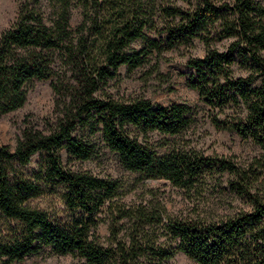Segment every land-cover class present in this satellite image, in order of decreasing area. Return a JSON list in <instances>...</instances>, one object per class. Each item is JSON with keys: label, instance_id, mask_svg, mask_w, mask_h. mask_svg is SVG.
Listing matches in <instances>:
<instances>
[{"label": "trees", "instance_id": "obj_1", "mask_svg": "<svg viewBox=\"0 0 264 264\" xmlns=\"http://www.w3.org/2000/svg\"><path fill=\"white\" fill-rule=\"evenodd\" d=\"M60 5L51 19L42 12L41 0H19L14 22L0 35V113L22 107L25 85L49 80L56 94L67 99L61 118L47 133L26 130L14 151L0 146V258L21 262L45 247L71 254L86 264H170L182 252L198 264H264V198L255 192L263 170L241 168L217 157L193 150L172 149L158 153L151 134L175 136L193 121L185 104L155 105L143 97L115 99L106 91L121 66L133 70L147 49L128 51L144 38L153 23L146 0L84 1V20L75 30L70 24L69 0H50ZM219 4V6H217ZM164 41L168 48L200 38L206 46L202 59L191 58L196 73L190 87L199 99L221 112L233 104L240 115L212 118L218 129L264 144V6L259 0H201L196 7L161 9ZM214 30L213 39L202 34ZM231 39L225 52L211 49L210 42ZM148 49L160 51L155 40ZM239 63L246 76L234 78ZM99 140L117 155L123 169L143 179H165L186 193L195 190L213 173L227 174L232 191L249 208L212 218L199 213L171 216L156 202L121 204L113 200L122 184L87 172L66 170L61 152L89 161ZM41 157L32 178L16 166ZM48 189H61L70 216L53 221L31 207ZM114 206L108 244L95 237L94 217L102 207Z\"/></svg>", "mask_w": 264, "mask_h": 264}, {"label": "rangeland", "instance_id": "obj_2", "mask_svg": "<svg viewBox=\"0 0 264 264\" xmlns=\"http://www.w3.org/2000/svg\"><path fill=\"white\" fill-rule=\"evenodd\" d=\"M201 0H146L145 6L152 8L153 23L144 30V38L132 42L128 51L147 49L143 63L130 70L121 66L114 79L105 86L106 91L115 99H129L143 97L155 105L169 106L171 104L188 105L193 114V121L189 127L175 136L151 134L149 142L158 153H165L172 149L193 150L205 157L224 158L241 168L252 165L264 171V144L259 145L251 139H244L236 133L218 130L212 125V118L222 119L225 114L240 115L242 111L236 105L227 106L223 112L212 109L199 99L196 90L190 83L196 80V73L188 67L191 58L202 59L206 46L200 38H194L186 44L168 48L163 33L164 20L161 9L179 6L183 9L194 8ZM264 6V0H259ZM19 0H0V35L15 20ZM89 15H93V3ZM42 12L46 19H51L59 10L60 5L55 1L41 0ZM84 1L69 0L68 12L73 30L77 29L84 20ZM219 6V4H217ZM205 39H213L214 30L203 33ZM147 40H155L160 51L148 49ZM231 39L211 41V49L225 52L231 44ZM234 78L246 76L245 70L235 64ZM57 77L44 81H32L25 85L26 101L24 105L8 113H0V146H6L14 151L18 141L26 130H49L61 118L67 99L56 94L52 82ZM96 142V153L89 161L75 160L62 151V161L66 170L73 172H87L95 177L118 180L122 184V191L114 200L116 206L121 204H148L156 202L163 206L167 214L182 216L189 213H199L212 218H222L238 210L249 208L248 203L236 195L229 186L231 178L227 174L213 173L205 178L195 190L186 193L173 186L165 179H143V176L126 171L119 163L117 155L105 148L99 140ZM41 164V157L34 155L24 167L16 168L29 178L33 177ZM255 192L264 198V172L259 182L255 184ZM61 189H48L43 196L30 201L31 207L46 212L53 221H64L69 216L62 199ZM114 205V206H115ZM113 209L108 205L94 217L97 227L95 237L99 244L106 246L109 236ZM113 212V213H112ZM5 223L0 218V229ZM0 264H86L84 259L71 254H58L51 248L45 247L37 254L26 257L21 262H7L0 258ZM170 264H198L189 259L184 253H177Z\"/></svg>", "mask_w": 264, "mask_h": 264}]
</instances>
